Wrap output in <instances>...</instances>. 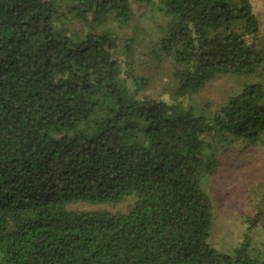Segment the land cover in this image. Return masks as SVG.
Returning a JSON list of instances; mask_svg holds the SVG:
<instances>
[{"label":"trees","instance_id":"1","mask_svg":"<svg viewBox=\"0 0 264 264\" xmlns=\"http://www.w3.org/2000/svg\"><path fill=\"white\" fill-rule=\"evenodd\" d=\"M159 16L150 46L174 64L169 98L143 94L134 70ZM220 74L240 90L193 102ZM251 147L264 154L251 0H0V264H264V186L230 251L211 240L202 186Z\"/></svg>","mask_w":264,"mask_h":264},{"label":"rangeland","instance_id":"2","mask_svg":"<svg viewBox=\"0 0 264 264\" xmlns=\"http://www.w3.org/2000/svg\"><path fill=\"white\" fill-rule=\"evenodd\" d=\"M133 6L135 7L134 4ZM251 7L260 34L264 36V0H251ZM163 21L159 16L150 17L142 23L144 37L142 36V42L136 49L134 70L148 81L143 94L169 98L175 85L172 76L174 64L168 57L156 56L150 46L153 35ZM130 32V29L118 30L121 37L129 36ZM243 82L244 78L239 76L217 75L195 93L192 100L197 104L209 103L213 108H217L229 96L237 93ZM202 186L211 201V240L218 250L230 251L240 242L242 215L254 212L251 201L255 200L264 186L262 150L251 147L245 151L227 152L221 156L218 169L202 180ZM130 202V199H127L117 205H79L77 208L123 211Z\"/></svg>","mask_w":264,"mask_h":264}]
</instances>
